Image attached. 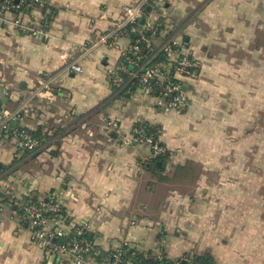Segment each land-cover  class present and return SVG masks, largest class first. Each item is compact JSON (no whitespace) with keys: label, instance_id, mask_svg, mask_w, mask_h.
Segmentation results:
<instances>
[{"label":"crops","instance_id":"obj_1","mask_svg":"<svg viewBox=\"0 0 264 264\" xmlns=\"http://www.w3.org/2000/svg\"><path fill=\"white\" fill-rule=\"evenodd\" d=\"M48 1L54 15L47 39L0 23V108H15L36 92L21 124L49 136L37 154L0 137V264H71L32 242L21 209L28 194L45 202L54 194L66 222L84 226L105 250L127 241L137 250H161L185 263L189 254L210 253L214 264H264L253 235H237L238 220L220 216L221 209L209 220L207 209L199 206L208 201L205 185L220 175L210 171L221 163L215 159L221 149L196 140L197 84L187 87L185 112L159 110L153 95L141 89L103 106L115 94L109 70L132 37L119 33L108 43L99 39L119 30L124 8L139 0ZM145 18L146 27L164 22L156 43L178 37L200 60L202 89L217 91L223 130L233 125L240 146L245 140V146L250 141L254 147L264 117V0L153 1ZM72 60L82 64V73L68 68ZM139 120L160 126L159 140L169 152L167 175L187 161L201 164L199 195L169 188L154 204L157 187L170 182H160L148 170L155 157L151 148L129 140ZM239 192L258 196L259 184ZM218 221L224 231L212 238L210 224Z\"/></svg>","mask_w":264,"mask_h":264},{"label":"built area","instance_id":"obj_2","mask_svg":"<svg viewBox=\"0 0 264 264\" xmlns=\"http://www.w3.org/2000/svg\"><path fill=\"white\" fill-rule=\"evenodd\" d=\"M153 1L164 0H139L127 5L124 8V18L120 22V29L100 37L99 42L108 43L119 33L136 34V39L132 38L128 48L123 51L119 63L109 70V78L119 89L125 88L134 78H137L141 83L137 89L153 95L159 110L185 112L190 104L186 84L195 77L198 62L187 55V47L178 37L171 36L160 43L155 42L154 38L163 28L164 22L159 21L148 27L139 26V22L145 17L147 6ZM9 15L13 19L9 20ZM53 15L54 6L48 0H0V23L34 37L47 39L50 36L49 26ZM147 32H150V35H147ZM144 49L151 51L148 55H144ZM160 52L164 53L165 59L155 60L157 53ZM127 63L135 68L132 71L128 70ZM68 68L77 74L84 70L77 60L70 61ZM125 72L126 77L122 75ZM152 79L158 81L159 92L152 89L150 84ZM41 84L43 87L48 86L44 82ZM35 93L30 94L15 108H0V137L15 139L29 154L40 151L47 141L44 138L39 139L21 124L23 116L31 110L29 102ZM131 135L134 142L148 145L156 155L166 152V148L147 135L146 130L140 126L133 125ZM49 199L53 201L50 204L43 200H34L33 196L28 194L21 203L31 240L42 249L67 257L71 264H147L145 259L135 257L137 249L127 241L113 250L103 249L94 239L73 237L69 241H59L72 229L81 234L86 228L82 225L73 226L67 223L64 209L55 200L54 194ZM50 212L56 215L51 216ZM129 250L131 251L127 255ZM152 258L155 264H180V260H171L161 250L154 251ZM185 259L188 262L191 260V258Z\"/></svg>","mask_w":264,"mask_h":264},{"label":"rangeland","instance_id":"obj_3","mask_svg":"<svg viewBox=\"0 0 264 264\" xmlns=\"http://www.w3.org/2000/svg\"><path fill=\"white\" fill-rule=\"evenodd\" d=\"M193 56L197 59L198 70L190 82L193 80L197 81L188 82L186 85L188 87L190 84L191 90L195 88L196 84L199 86H197L199 95L196 96L198 100L194 101L195 109L199 111L200 115L197 121L200 124V127L197 128L200 131V135L199 137L196 136V140L200 142L209 140L217 149H221L220 158L217 155L215 158L221 159V163L215 166L216 170L210 171H216L215 174L220 173V175L211 181L212 184L208 183L207 185L205 182V189L209 190V192L201 196L207 197L208 201L199 204V206L207 209L205 217L209 220L214 218L216 212L220 209L223 210L219 213L220 216L227 213L229 220L233 221V218L238 220L236 226L237 228L239 227L238 229L236 228L237 235L243 238L246 235L244 234L245 232L252 234L253 236H250V239L259 243L260 249L264 251V117H260L259 125L261 130L256 133L258 134L257 144L254 147H249L250 141H247L245 146V140H243L244 145L241 147L240 142L236 140V133L232 129L233 125L228 124L225 130L222 128L221 124L224 117L219 113L221 106L218 101L217 91L205 92L204 94L202 83L200 82L202 77L200 60L194 54ZM230 123H233L231 118ZM129 140L134 142L131 133L129 134ZM198 165V169L202 172L203 167L201 164ZM198 178L183 183L170 182L167 185L157 187L153 196L156 197L154 204L159 198L162 200L169 194V188H176L179 192L188 194L190 197L195 194L199 195L197 191ZM256 183L259 184L258 196L244 195V193L240 196L241 187L243 189L249 188L251 184L254 185ZM210 226L212 227L211 234L224 231L219 221L217 225L216 223H211ZM185 230H188V228L186 227ZM199 230H202L200 226ZM210 236L212 238L219 237L216 234Z\"/></svg>","mask_w":264,"mask_h":264},{"label":"trees","instance_id":"obj_4","mask_svg":"<svg viewBox=\"0 0 264 264\" xmlns=\"http://www.w3.org/2000/svg\"><path fill=\"white\" fill-rule=\"evenodd\" d=\"M142 26V22H139V26ZM147 35H150V32H147ZM131 37L133 39H136V34H132ZM187 47V46H186ZM188 49V48H187ZM151 50L148 49H144L143 50V54L144 55H148L150 53ZM187 55L191 58H194L196 61L197 59L193 56V54L189 51H187ZM163 60L165 59V55L163 52L157 53L155 60ZM154 60V61H155ZM127 67L128 70L132 71L135 67L129 63H127ZM124 77L127 76V73H123L122 74ZM174 81V79L172 80ZM111 84H112V89L114 91V96L108 100L107 102H105L103 104V106L108 105L111 101H113L116 98H129L132 95V92L135 91L137 88L140 87L141 83L137 78H134L129 84L128 86H126L123 89H119L118 87H116L112 80H111ZM150 84L152 86V89L156 92H159V83L157 80H150ZM134 125L140 126L142 128H144L146 130L147 135H150L154 140H157L160 142L159 137H160V126L159 125H154L149 123L148 121H144V120H139L136 123H134ZM24 128L30 132H32L36 137H38L39 139H46L48 140L49 136L46 133H43L42 130H36L33 131L29 128H27L26 126H24ZM11 138V137H10ZM161 145H163L160 142ZM20 146V145H19ZM164 146V145H163ZM165 147V146H164ZM22 149V147H20ZM166 148V147H165ZM42 150V149H41ZM38 151L37 153L41 152ZM24 153H27V151L23 150ZM153 152V151H152ZM35 153V154H37ZM169 156V152L166 149V152L164 154H155V157L153 158V160L150 162V167H149V171L157 177V180H159L160 182H179V183H183L189 180H195L197 179L200 174L201 171L198 169V164L193 162V161H187L185 164H178L175 169L174 172L172 173L171 176L166 174V165H167V159ZM34 200H39L37 197L33 196ZM44 201V200H43ZM45 202V201H44ZM49 204L52 203V199H49L47 201ZM64 208V207H63ZM23 212V211H22ZM63 213L65 214V212L63 211ZM51 216H55L56 213H49ZM73 237H78V238H87L90 240L94 239V235L93 233L84 230L81 234H78L74 231V229H72L71 232H69L67 234V236L59 239V241H69L70 239H72ZM131 250H129L127 252V255L130 253ZM136 258L138 259H145V262H147V264H155V260L152 258V253L153 251H147V252H143L140 250H136ZM148 258H145V257ZM186 258H191L190 262H186L183 263L184 260H182L181 258L178 259L180 260V264H197L199 262H207L209 264H214V257L210 254V253H204V254H194V255H188Z\"/></svg>","mask_w":264,"mask_h":264},{"label":"water","instance_id":"obj_5","mask_svg":"<svg viewBox=\"0 0 264 264\" xmlns=\"http://www.w3.org/2000/svg\"><path fill=\"white\" fill-rule=\"evenodd\" d=\"M145 20H146V18L144 17V18H142L141 22H142V23H145ZM4 99H6V97H5ZM1 106H2V102L0 103V107H1ZM183 263H185V261H183Z\"/></svg>","mask_w":264,"mask_h":264}]
</instances>
